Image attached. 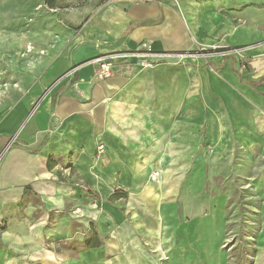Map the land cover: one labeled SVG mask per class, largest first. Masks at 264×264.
I'll return each mask as SVG.
<instances>
[{
  "label": "crops",
  "instance_id": "1",
  "mask_svg": "<svg viewBox=\"0 0 264 264\" xmlns=\"http://www.w3.org/2000/svg\"><path fill=\"white\" fill-rule=\"evenodd\" d=\"M207 165L262 214L264 0H0V264L205 251Z\"/></svg>",
  "mask_w": 264,
  "mask_h": 264
},
{
  "label": "rangeland",
  "instance_id": "2",
  "mask_svg": "<svg viewBox=\"0 0 264 264\" xmlns=\"http://www.w3.org/2000/svg\"><path fill=\"white\" fill-rule=\"evenodd\" d=\"M245 175L238 178L241 184ZM235 178L230 168L205 167V190L224 198L223 219L211 221L214 229L222 226L223 231L220 236L215 235L216 240L208 236L205 251L188 252L186 260H176L173 264H264V210L262 214L258 212L263 195L258 198L253 189L245 185L232 186ZM179 224H182V219L177 222Z\"/></svg>",
  "mask_w": 264,
  "mask_h": 264
},
{
  "label": "built area",
  "instance_id": "3",
  "mask_svg": "<svg viewBox=\"0 0 264 264\" xmlns=\"http://www.w3.org/2000/svg\"><path fill=\"white\" fill-rule=\"evenodd\" d=\"M109 1H118V0H109ZM123 1H127V2H138V1H142V2H146L149 0H123ZM96 64V70H95V77L99 80L104 79L108 76H110L113 72V58L111 57H106V56H98L93 60ZM104 144L99 142L96 145V150L94 153V156L96 158L100 157L102 155V153L104 152ZM157 179V172H153L151 174V180H156Z\"/></svg>",
  "mask_w": 264,
  "mask_h": 264
},
{
  "label": "trees",
  "instance_id": "4",
  "mask_svg": "<svg viewBox=\"0 0 264 264\" xmlns=\"http://www.w3.org/2000/svg\"><path fill=\"white\" fill-rule=\"evenodd\" d=\"M46 4H48L50 7L55 4V0H45Z\"/></svg>",
  "mask_w": 264,
  "mask_h": 264
}]
</instances>
